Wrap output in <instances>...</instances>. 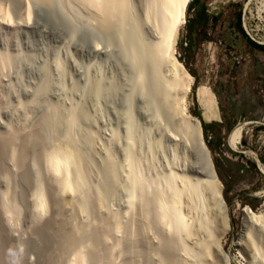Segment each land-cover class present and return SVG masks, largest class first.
<instances>
[{"label":"rangeland","instance_id":"obj_1","mask_svg":"<svg viewBox=\"0 0 264 264\" xmlns=\"http://www.w3.org/2000/svg\"><path fill=\"white\" fill-rule=\"evenodd\" d=\"M39 1L35 19L57 22V36L0 29V132L18 134L0 166V264H164L165 239L183 264H218L202 233L171 228L181 179L139 90L145 0ZM261 7L191 0L177 45L194 79L187 108L224 188L230 228L219 245L229 264H264ZM178 205L191 221L183 198Z\"/></svg>","mask_w":264,"mask_h":264},{"label":"bare ground","instance_id":"obj_2","mask_svg":"<svg viewBox=\"0 0 264 264\" xmlns=\"http://www.w3.org/2000/svg\"><path fill=\"white\" fill-rule=\"evenodd\" d=\"M31 1L32 0H0V29L3 28L11 32L18 29H33L41 33L57 36L60 32L56 26L57 22L55 26H53L54 24L52 23L51 26H47L44 24L47 22H40L38 18L36 20L35 10L32 5V2L35 0ZM37 1L40 2L39 0ZM109 1L110 3H106L111 5L112 2L111 0ZM190 1L191 0H145V18L143 24L144 39L141 40L143 41L141 43V51L139 47H136V49H139L138 52H141L140 54L142 57V62L140 63V76L142 81L139 90L140 94L145 98V102L143 101L145 104V115L151 121L153 120L154 123H152H156V126L162 131L168 149L174 157L176 169L179 174L178 177L181 179V190L177 196V200L174 204L172 203L173 205L171 208H167L170 210L168 213H172L169 216L166 212L168 217L173 215L172 219H177L175 222L176 224L172 222L175 226L171 224V228L178 233L187 234L186 236L202 233V238L199 237V239H203V244L201 245L202 242L200 241V245H205L203 248H205L206 251L211 248V252L213 250L217 252L216 260L214 256L211 262L217 261L216 263L218 264H229L225 259V253L223 254L221 251L222 248L219 245L230 228L228 209L224 203V195L222 194V184L219 181L211 152L204 140L201 122L198 118L191 115L187 108L186 98L191 91L194 79L177 57L179 35L182 26L186 23L187 7ZM115 6L119 7L117 3ZM109 9H112V7ZM109 9L108 7L106 8V10ZM260 13V19L263 20L264 0H262ZM57 20L55 19L53 21L55 22ZM49 22L51 21L49 20ZM5 43L6 39L0 38V44L5 45ZM96 49L99 51V48L96 47ZM6 59L7 58L0 53V77L3 67H5ZM241 129L242 125L239 124L231 135V143L233 146L238 142L241 136ZM3 132L7 131L4 130ZM1 133L2 132H0V166L3 162H7L4 160L7 158V153L18 135L14 133H2L4 134L2 135ZM55 152L57 151L55 150ZM58 154L59 153H57V155ZM63 154H66V152H63ZM60 155L61 154H59V156ZM60 158L62 159L60 160ZM56 159H58V157ZM59 160L60 164H62L61 162L63 161L65 162V159L61 156ZM57 162H55V164ZM67 165L63 164V166ZM62 168L59 170L64 171ZM66 171L69 170L67 169ZM181 198L185 200L187 208L193 216L191 221L186 219L182 210L178 207ZM2 210L0 206V218L4 214ZM247 212L251 217H255L251 210L247 209ZM5 226H2V228L4 227V229H6L5 232L7 235L9 229ZM3 231L2 229L0 230V257L5 256L4 254L8 252L4 250L6 249L4 248L6 245L3 243ZM163 248L166 252L164 264H183V262L181 263V260H179L181 257L178 256V258L175 255L176 246L174 241L165 239ZM218 250L220 251V255ZM209 252L207 251V253ZM212 253H209L208 258L212 259V256H210ZM1 259L2 258H0V260ZM7 259H2V261L4 260V262H6ZM10 262L11 261H9V264ZM148 263L145 256V264Z\"/></svg>","mask_w":264,"mask_h":264},{"label":"water","instance_id":"obj_3","mask_svg":"<svg viewBox=\"0 0 264 264\" xmlns=\"http://www.w3.org/2000/svg\"><path fill=\"white\" fill-rule=\"evenodd\" d=\"M188 8V7H187ZM222 190H223V195H224V188H223V185H222ZM224 203L226 205V202H225V198H224Z\"/></svg>","mask_w":264,"mask_h":264},{"label":"trees","instance_id":"obj_4","mask_svg":"<svg viewBox=\"0 0 264 264\" xmlns=\"http://www.w3.org/2000/svg\"><path fill=\"white\" fill-rule=\"evenodd\" d=\"M256 45V44H255ZM258 48H262L261 46H259V45H256Z\"/></svg>","mask_w":264,"mask_h":264}]
</instances>
